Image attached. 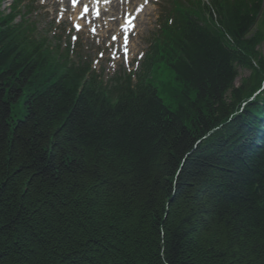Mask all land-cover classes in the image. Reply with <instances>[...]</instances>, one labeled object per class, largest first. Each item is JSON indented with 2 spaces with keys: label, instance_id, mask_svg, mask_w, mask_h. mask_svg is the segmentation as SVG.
<instances>
[{
  "label": "trees",
  "instance_id": "obj_1",
  "mask_svg": "<svg viewBox=\"0 0 264 264\" xmlns=\"http://www.w3.org/2000/svg\"><path fill=\"white\" fill-rule=\"evenodd\" d=\"M219 22L117 102L0 29V264H264V8Z\"/></svg>",
  "mask_w": 264,
  "mask_h": 264
},
{
  "label": "rangeland",
  "instance_id": "obj_2",
  "mask_svg": "<svg viewBox=\"0 0 264 264\" xmlns=\"http://www.w3.org/2000/svg\"><path fill=\"white\" fill-rule=\"evenodd\" d=\"M147 28L150 31V33L144 36V41H146L148 39L147 37H150V35L153 33L151 31V29L153 28L152 25L146 26V30ZM142 46H144V44H142ZM259 52L262 55H264V42L261 43V45L259 46ZM247 74H248L247 70L239 69L238 77L236 78L235 83L238 84L240 82V78L246 76ZM12 115H13V119L20 118L22 116L19 107H13Z\"/></svg>",
  "mask_w": 264,
  "mask_h": 264
},
{
  "label": "snow or ice",
  "instance_id": "obj_3",
  "mask_svg": "<svg viewBox=\"0 0 264 264\" xmlns=\"http://www.w3.org/2000/svg\"><path fill=\"white\" fill-rule=\"evenodd\" d=\"M87 10V8H85V11Z\"/></svg>",
  "mask_w": 264,
  "mask_h": 264
}]
</instances>
